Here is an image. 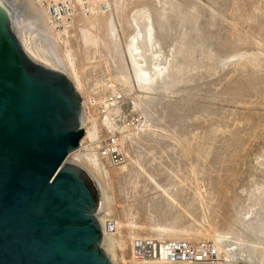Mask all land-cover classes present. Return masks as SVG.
<instances>
[{"label": "rangeland", "instance_id": "374dc122", "mask_svg": "<svg viewBox=\"0 0 264 264\" xmlns=\"http://www.w3.org/2000/svg\"><path fill=\"white\" fill-rule=\"evenodd\" d=\"M93 1L32 0L48 17L49 38L37 11L28 10V17L26 3L20 11L30 22L39 19L29 26L35 44L55 50L65 68L69 53L83 83L82 125L92 144L79 149L100 153L116 139L125 156L118 166L101 159L109 171L96 179L105 212L145 228L138 232L144 236L151 226L172 223L192 233L188 240L213 243L219 233L250 245L248 227L264 218V0ZM142 9L152 18L160 57L173 63L170 77L149 91L139 87L126 47L132 13ZM64 24L67 32L57 34ZM86 26L98 45H84ZM199 230L205 235H196ZM130 231L121 229L127 243L116 246L118 264H128L119 257L130 258Z\"/></svg>", "mask_w": 264, "mask_h": 264}, {"label": "water", "instance_id": "95a60500", "mask_svg": "<svg viewBox=\"0 0 264 264\" xmlns=\"http://www.w3.org/2000/svg\"><path fill=\"white\" fill-rule=\"evenodd\" d=\"M0 0V264H114L102 247L101 190L66 159L85 129L82 96L32 60Z\"/></svg>", "mask_w": 264, "mask_h": 264}, {"label": "bare ground", "instance_id": "6f19581e", "mask_svg": "<svg viewBox=\"0 0 264 264\" xmlns=\"http://www.w3.org/2000/svg\"><path fill=\"white\" fill-rule=\"evenodd\" d=\"M2 1L12 11V17H11L12 27H13L14 31L16 32V34L18 35L19 40L23 46V49L25 50L27 55L32 60H34L35 62H37L41 65H44V66H47L49 68L63 72L65 75H67L71 79V81L74 83L76 89L80 93L82 88H83V83L81 82V80L78 76V73L75 70L74 64H73L72 60L70 59L69 53H67L68 62L66 63L67 67L65 68L64 67L65 64L63 63V60L65 61V59H63V58L61 59L60 57H58L59 55L57 56V54L55 53V50H51L52 51L51 52L49 50L42 49V47L36 45L34 40H33V38H34L33 33L34 32H32L30 30L31 28L29 27L30 25L32 26L31 22H33V21H31V22L29 21V19H28L29 14H27V12H28V10H30L32 12L37 11V7H35V5L33 4V2H35L36 0H33V2H32V0H25L26 2L22 0L23 1L22 3H26L25 4L26 6L23 8V10L25 9L24 12H26L25 14H27L28 17H25L26 15L23 14L22 11H20V8H21L20 6L23 5L22 3L20 4L21 0L19 1V4H18V0H2ZM77 2L83 3V0H77ZM93 2H95V1H93ZM42 12H43V10H42ZM42 12L40 13V11L39 12L37 11L36 14L38 16L33 15L35 17L37 16L40 19L39 22H41L40 23L41 27L37 26L38 24L36 26L40 27L42 29V31L46 32V34L48 33L47 36L48 35L51 36V28L52 27L49 26V23L47 21V18H48L47 15H46V18H44L43 15L45 16V14H43ZM134 12L135 13H132V22H133V25L135 28H134L133 34L130 35V37L127 40L126 47H127L128 52L130 54V57L132 59L133 69L135 71L139 87L143 90L149 91V90L153 89L154 84L158 83V81L159 82L165 81V79L170 75V72L168 71L169 66H171L173 63L170 61L171 62V65H170V62H168L167 59L161 58L162 57V55L160 54L161 50L157 49L158 44L154 41L155 40L154 39V28H153V24L151 21L152 18L150 17V13L146 10H143V9L138 10V11L135 10ZM37 17H36V19H37ZM87 18H90V16ZM39 19H37V20H39ZM37 20H35L34 22H36ZM39 22H36V23H39ZM89 25L91 27H94V25L92 23H90ZM108 25L113 30V28L115 27V23L113 22V19L108 22ZM67 27H68V24H64L62 29L57 31L58 32L57 34L61 35L63 33H66ZM90 28H88L86 26V27L80 29L81 38H82V41H83L85 46H90V45L96 46V45H98V38L95 34L92 33V31H91L92 28L91 29ZM48 38H49V36H48ZM147 52H151V55H152L153 63H152L151 68L146 67L145 59L147 60L148 57L145 58V54H147ZM147 55H149V54H147ZM170 69H172V68H170ZM173 69H174V67H173ZM173 69L170 71H173ZM178 71L177 70L175 71V69H174L172 74L176 76V73ZM180 72H182V71L180 70ZM109 120H110V118H109ZM81 125H82V120H81ZM86 125L87 124L85 123V126L82 125V127L84 129H87ZM90 132L91 131L89 129L85 131V134L82 137L81 144H80V146H82V148L86 142H89L92 144V141L90 140V138L92 137L91 136L92 134ZM79 148L76 149L75 151L71 152L68 155L69 157H67V159L72 158L74 160V162H77L80 165H82L92 175V177L94 178L96 183H97V180L98 181L101 180L100 178L104 177V175H106V177H107L109 171L106 170V167L101 160L104 158V159H106V162L108 161L104 155V152L100 151V153H96V152L95 153H88V152L84 153L82 151L83 149L82 148L79 149ZM66 162H68V160ZM108 163L110 164V166H118V165L111 164L109 161H108ZM125 167H126L125 165L122 166L123 169ZM98 186H99V184H98ZM168 188H164V187L160 186V190H162L163 193L166 194V196H168V198L172 202H174V203L177 202V199H176L177 197L175 198V195H174L175 193L173 194L171 192L172 190H168ZM108 200H110V199H108ZM102 201H103V195H102ZM110 202L111 201H109V203ZM106 203H107V200L105 198L104 199V207L107 205ZM101 207L103 209L100 208L97 212V217L99 219L101 227L105 226V224H107L109 222V220L113 221L115 223V226H116V233L114 235L108 236L104 233L103 238H102V247L106 250V252L110 256V258L114 264L119 263V262L117 263V260L115 259L117 256L116 246H118V248H120L122 250V249H124V247L126 246V243H127L123 234L121 233V229L123 227H129L131 230L129 232V236H128L130 243L134 238H143V237H152V238H158V239H185V240H188L189 234H192V233H189V231H187V230L176 229L175 225L170 223L169 225L156 224L154 226H151L148 228L149 229L148 231H150L151 234L149 236H144L142 234H138V232L142 231V230L144 231L145 228L134 225L132 223H123V221H119V219L114 220L112 216H111L112 218L109 217L110 216V209H109L110 207L109 206L107 207L109 209V211H106V212H105V209L103 207V203H102ZM258 221L259 222H257L254 226L252 225V226H249L248 229L246 228L247 229L246 237H247V239H248L247 241L250 243V245H247V243L245 244L243 242V240L240 238H239L240 242L239 241L234 242V241H230V238L228 241V239L223 238V236L220 235L219 233L218 234L215 233L216 235L212 234L211 238L213 239V244L217 248V251H218L220 258H221L220 264H256L255 263L256 261L259 262L258 264H264V248H260V247L257 248L255 245L257 243L264 245V218H263V215H262V218L259 219ZM203 234H204V232L199 230L196 235L202 236ZM244 237H245V235H244ZM189 241H192V240H189ZM119 258L121 261H123V263L128 262V260H126L124 258V256H121ZM133 264H138V263L134 262ZM149 264H166V263L156 262V263H149Z\"/></svg>", "mask_w": 264, "mask_h": 264}, {"label": "built area", "instance_id": "2783aa9c", "mask_svg": "<svg viewBox=\"0 0 264 264\" xmlns=\"http://www.w3.org/2000/svg\"><path fill=\"white\" fill-rule=\"evenodd\" d=\"M101 151L113 165L125 161L116 139L106 142ZM104 227V228H103ZM101 227L102 234L112 236L116 233L111 220ZM220 264L221 258L215 245L206 240L189 241L185 239H158L152 237L134 238L130 243L128 264Z\"/></svg>", "mask_w": 264, "mask_h": 264}]
</instances>
